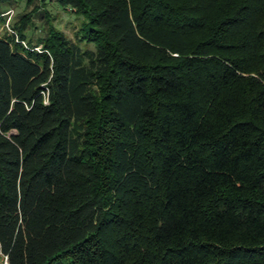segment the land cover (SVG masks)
Wrapping results in <instances>:
<instances>
[{"label": "trees", "instance_id": "1", "mask_svg": "<svg viewBox=\"0 0 264 264\" xmlns=\"http://www.w3.org/2000/svg\"><path fill=\"white\" fill-rule=\"evenodd\" d=\"M5 23L0 257L264 264V0H25Z\"/></svg>", "mask_w": 264, "mask_h": 264}, {"label": "rangeland", "instance_id": "2", "mask_svg": "<svg viewBox=\"0 0 264 264\" xmlns=\"http://www.w3.org/2000/svg\"><path fill=\"white\" fill-rule=\"evenodd\" d=\"M2 10H8L9 8H14L16 10L15 18H17L19 12H21L25 7V0L24 1H14L12 4H1ZM52 14H58L61 16V19L57 21V24L64 29L66 33L73 36V24L78 22V19L75 15H71L67 13L65 10L57 7L56 5L52 6L51 8ZM45 28V21L41 16L34 17V24L29 26L27 30V36L31 39H36L38 36L44 33ZM6 258L0 257V264H6Z\"/></svg>", "mask_w": 264, "mask_h": 264}, {"label": "built area", "instance_id": "3", "mask_svg": "<svg viewBox=\"0 0 264 264\" xmlns=\"http://www.w3.org/2000/svg\"><path fill=\"white\" fill-rule=\"evenodd\" d=\"M0 15H4L6 17V23H5V27L8 30L12 31V26H11V22L13 21V18L16 15V10L14 8H9L7 11H5L4 13L0 14ZM6 264H9L8 262Z\"/></svg>", "mask_w": 264, "mask_h": 264}, {"label": "water", "instance_id": "4", "mask_svg": "<svg viewBox=\"0 0 264 264\" xmlns=\"http://www.w3.org/2000/svg\"><path fill=\"white\" fill-rule=\"evenodd\" d=\"M2 254V243H1V240H0V255ZM6 261L8 262L7 258H6Z\"/></svg>", "mask_w": 264, "mask_h": 264}]
</instances>
